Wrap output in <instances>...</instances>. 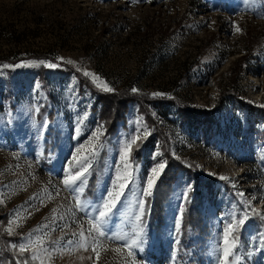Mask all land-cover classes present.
I'll return each instance as SVG.
<instances>
[{"label": "rangeland", "instance_id": "rangeland-1", "mask_svg": "<svg viewBox=\"0 0 264 264\" xmlns=\"http://www.w3.org/2000/svg\"><path fill=\"white\" fill-rule=\"evenodd\" d=\"M262 17L264 11L259 6L249 10L244 0H0V217H4L7 233L18 236L22 244L29 235L48 232L44 245L57 252L44 264H131L128 250L119 241L98 237V260L91 245L84 251L65 243L68 239L79 242L81 230L87 236L91 227L88 215L76 209L73 195L61 180L66 171L78 170L74 155L77 159L87 156L92 166L101 168L96 199L85 196L86 184L82 201L97 204L101 196L113 190L114 182L125 183L123 179L116 181L117 169L132 174L109 224L113 235L131 232L135 227L133 218L139 214V201L146 200L140 195L146 187L145 178L158 161L164 162L155 149L145 150L138 163L131 153L125 172L120 159L125 138L146 127L134 105L126 109V129L120 126L109 142H104V133L99 141L91 136L98 127L103 132V124L92 111L96 100L81 80L96 85L83 71L98 75V84L103 81L113 89L105 92L102 85L96 87L103 93L116 94L136 87L137 93L153 96L160 92L190 107L212 109L236 63L246 55L253 62L246 61L251 65L244 68L237 90L224 96L217 109L222 132L199 126L191 136L176 117L161 121L173 154L191 161L194 168L213 180L202 210L209 226L204 250H198L193 241L197 251L192 252L191 245L178 254L179 246L174 242L178 233L174 229L178 210L184 204L181 194L185 185L192 186L190 200L196 191L206 192L210 181L181 179L163 214L164 223L148 231L147 222H142L147 243L144 252L136 255L137 264H217L220 252L214 254L213 249L232 216L241 217L247 210L244 201H250L264 215V141H257L249 128L251 124L261 130L263 123L245 110L247 105H264ZM40 60L58 67L30 63ZM85 113L81 135L74 138V129ZM45 120L49 126L41 134L39 125ZM228 133L230 139L226 138ZM77 147L80 152H76ZM221 176L226 179H219ZM240 192L245 196L240 197ZM248 216L243 230L247 245L237 243L236 254L241 257L238 264H264V228L254 213ZM37 229L41 231H34ZM26 251L33 255L31 249Z\"/></svg>", "mask_w": 264, "mask_h": 264}, {"label": "trees", "instance_id": "trees-1", "mask_svg": "<svg viewBox=\"0 0 264 264\" xmlns=\"http://www.w3.org/2000/svg\"><path fill=\"white\" fill-rule=\"evenodd\" d=\"M132 1V0H131ZM162 0H152V2H160ZM264 11V4H257ZM37 59H45L43 55H36ZM249 56L244 55L236 63L233 68L232 74L229 77V83L225 85L223 91L219 95V101L216 107L212 109H206L202 107H190L187 104L181 102L178 99H170L166 96L153 97L149 93H132L130 90L121 91L116 94L103 93L91 83L85 80H81L80 75H77L82 84L87 88V92L94 96L96 105L92 111L98 115V119L102 121L103 133L105 135V141L109 142L110 138L117 134L118 129H126L127 118L126 109L131 104L136 107L137 113L141 115L144 125L149 131V135L146 138H141L136 145L133 146L132 154L134 161L137 163L142 160L145 150H158L166 163V168L163 174L159 177L157 184L153 190L151 197H146L145 214L142 217V222H147L146 229L151 231L155 227H160L164 223L165 216H163L167 205L171 200L172 192H175V184L180 188V180H195L196 183L205 179L210 181L207 183V191H196L192 199L184 201L182 206V215L180 216L181 228L178 233V254H180L185 247L189 248L193 246V241H196V248L203 251L207 242V233L209 226L203 218V205L205 202V195L210 194L213 181L210 177L199 172L194 163L188 160L179 159L173 154V148L170 144L169 137L166 131L162 128L161 121H173L176 117L180 126L188 131L189 135H194L196 127L202 128H215L214 132H222L220 123V116L217 112L220 102L224 96L234 94L237 90V86L240 82L241 74L247 65L246 61H249ZM253 62V61H249ZM234 76V77H233ZM239 101V100H238ZM241 102V101H239ZM99 105V107H97ZM242 106V103H240ZM245 109L250 116L256 115L257 119L263 123L261 130L255 129L250 124V131L256 134L257 141H264V108H255L247 105ZM174 110L175 114H172ZM172 114L173 116H171ZM172 118V119H170ZM191 127H194L191 130ZM230 133L226 135L227 139H230ZM91 174L87 181V187L85 189V196L94 197L98 193L96 180L98 179L97 173L101 171L100 166L93 165L90 168ZM196 186V184H195ZM189 200V201H188ZM250 216H253L251 211L248 212ZM254 217L258 220L260 226L264 228V220L254 214ZM237 218H239L237 216ZM246 225L236 228L234 235L237 239V243L247 245V240L243 238V230ZM20 239L18 236L8 234L6 231V222L4 217H0V264H22L27 261V264H38L37 260H33L32 254L29 251L21 253L18 248H13V245H20ZM183 245H185L183 247ZM183 247V248H181ZM191 254V252H190Z\"/></svg>", "mask_w": 264, "mask_h": 264}, {"label": "snow or ice", "instance_id": "snow-or-ice-1", "mask_svg": "<svg viewBox=\"0 0 264 264\" xmlns=\"http://www.w3.org/2000/svg\"><path fill=\"white\" fill-rule=\"evenodd\" d=\"M103 2V0H101ZM151 3L152 0H132V3ZM244 4L246 8L249 10L254 9L257 4H264V0H244ZM264 18V17H262ZM235 30L237 32H241V29L239 25H235ZM61 62L63 61V58H58ZM31 64H39L44 65L48 68H56L58 65L56 63H48L43 60L40 61H31ZM68 64H73L72 60L67 61ZM5 68L9 67V65H4ZM12 67H15L13 65ZM77 71H80V69H77ZM83 75L85 77H89L91 79V82L96 85V87L100 88L102 85V90L105 92H112L113 89L108 86L106 82L101 81V83H97V81L100 80V77L90 71L84 70ZM39 87V85H37ZM132 93H137L139 90L136 87H133L131 89ZM162 93L155 92L153 93V96H161ZM264 107V105H261ZM36 111H39V107L35 109ZM87 119V113H85L82 117L79 118V122L77 124V127L74 129V138H78L81 135V128L80 125L83 124V122ZM47 120L44 121L42 125H39V131L41 134L44 130L48 127ZM103 135V132L101 131V128L98 127L94 132L91 133V136L95 138L97 141H99L100 136ZM149 135L148 129L145 127L143 129H137L132 136L126 137L124 141V145L121 148V155L120 159L123 162V167L125 169V172L127 171L129 165L128 160L131 156L133 146L137 144V142L143 137L146 138ZM76 152H80V147L76 148ZM73 160L76 161V164L79 165L78 170L74 173L71 171H66L65 174L61 177L62 183L64 184L65 188L73 195L75 201H76V209L80 212H85L88 215L89 224L91 227L88 229V235L86 236L84 234V231L81 230L80 232V239L79 242H75L72 239H68L65 241L67 245H74L77 249H83L84 251L89 250V245H91V250L93 252H96V246L101 243L100 239L98 237H102L109 241H119L122 242V245L125 249H127V255L131 258V264H137L136 261V255L142 254L145 250V245L147 243L144 227L142 223V217L145 214V199H141L138 204V210L139 214L134 216L135 227L132 228L131 232H121L119 234L113 235L109 231V224L115 215L114 209H118V204L122 203V198L125 196L124 189L126 187L127 183H130V177L131 173H127L125 175L120 171V169H117V176L116 181L124 180L125 183H121L117 185L114 182V188L113 190H109L105 193L104 196H101L99 203L93 204L91 201L88 200H81V197L84 193V186L87 184L86 175L88 174L89 168L92 166V161L87 156H82L79 159L74 155L72 157ZM166 168V163L163 161H158L156 166H154L150 170V175L145 178L144 183L146 184V187L143 188L140 195L142 197H150L153 195V189L154 186L159 179V177L163 174L164 169ZM219 179L224 180L226 177H219ZM192 186L185 185V190L181 194V200L187 201L188 199V191ZM118 188L119 190H115ZM130 190V189H129ZM47 192V189H45ZM58 194V193H57ZM240 197H244L245 193L240 192L238 193ZM107 197V198H106ZM49 198H51V194H49ZM244 203L248 206L247 210L243 213V215L239 218H237L235 215L232 216V218L228 221L227 225L222 229L221 236L222 239L220 243L216 246L215 249H213V253L220 252V258L217 261V264H238L241 257L237 255V239L234 236V230L236 228L242 227L246 221L248 220V212L251 211L252 213L256 215H260L261 220H264V215H261L258 213L251 205L250 201H244ZM52 212L55 214L57 212V209H52ZM91 212H95L96 215H91ZM17 215H20V213H17ZM182 215V209L178 210L177 213V219L175 221V231L179 233L181 228V221L179 217ZM64 217L61 216L60 219H63ZM52 220H56V216L53 215ZM11 223H15V221H12ZM47 227V225L42 226ZM9 232L11 233L12 228L9 227ZM34 231H41V229H37ZM93 231L96 235H93ZM49 238L48 232H43L42 235H38L33 237L32 235H29L28 239L25 243H22L20 245H13V248H18V250L23 253L26 250L31 249L33 251L32 259H40L41 264H44L45 259H51L53 254L57 252V249L50 246H45L44 241L45 239ZM175 243H179V240L177 239L174 241ZM53 244L59 243V241H53ZM63 251V249H61ZM117 252L120 251V248L116 249ZM97 260L99 258V253L96 252ZM176 258L175 256L173 257ZM22 264H27V261L22 262Z\"/></svg>", "mask_w": 264, "mask_h": 264}]
</instances>
